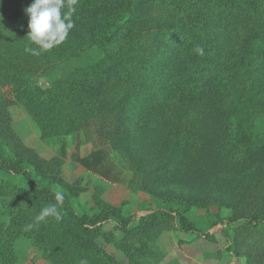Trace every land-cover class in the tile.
Segmentation results:
<instances>
[{
    "label": "trees",
    "instance_id": "16d2710c",
    "mask_svg": "<svg viewBox=\"0 0 264 264\" xmlns=\"http://www.w3.org/2000/svg\"><path fill=\"white\" fill-rule=\"evenodd\" d=\"M16 1L21 0H0V83L4 79L11 85L42 138L57 141L60 135L78 130L87 134L88 129L98 133L138 183L139 177L153 178L152 189H144L169 200L165 212L172 218L143 213L128 225L130 216L125 218L117 206L102 203L79 210L67 191L43 181L51 162L16 144L6 109L13 101L0 93V192L21 208L17 226L41 230L35 217L56 203L54 193L62 190V220L48 218L60 236L56 248L69 254L70 264L82 258L89 264H122L96 240L106 235L104 224L113 220L118 222L114 227L121 233L118 244L127 264H157L166 256L158 235L172 221L177 229L192 232L189 238L178 237L181 241L210 236L187 214L197 199L162 194L161 182H176L190 195V179L202 185L200 175L207 174L205 190L212 194L221 192L222 181L231 184L234 176L246 174L245 189L237 198L221 202L203 197L209 204L230 208L222 231L229 242L225 249L242 255L244 264H264V0H120L117 13L100 14L96 41L71 45L65 40L38 56L25 51L38 47L28 37L26 9L31 3L17 11ZM91 1L78 0L76 8L84 10ZM115 41L118 45L109 51ZM184 51L189 58L185 66L180 53L175 56ZM167 54L173 63H165ZM37 72L42 77L53 73L50 87L37 84ZM153 81L162 85L155 100L142 84L138 91L133 86ZM218 104L223 109L220 117L211 115ZM120 115L128 116L127 143L117 132ZM137 116L140 121L132 125ZM258 119H263L262 129H256ZM194 153L207 161L211 175L199 174L204 166L185 168L186 158ZM77 158L89 168L99 162L93 152ZM13 173L22 174V181ZM103 173L108 174L107 168ZM52 234L50 230L48 236Z\"/></svg>",
    "mask_w": 264,
    "mask_h": 264
},
{
    "label": "rangeland",
    "instance_id": "374dc122",
    "mask_svg": "<svg viewBox=\"0 0 264 264\" xmlns=\"http://www.w3.org/2000/svg\"><path fill=\"white\" fill-rule=\"evenodd\" d=\"M67 1L65 0V8L63 9L65 12L68 10ZM105 1L106 3L101 5L103 0H92L84 10L76 8L75 13L72 15L75 26L69 32L66 39L67 42L75 45L96 41L95 33L99 25V19H101L100 14L110 11L117 13V8L120 5V0ZM26 2L32 3V0L16 1L14 7L17 8V11L21 10ZM112 7L114 8L112 9ZM168 7L173 10L172 5ZM167 11L172 12L169 8ZM190 15V18H192L193 14ZM184 24L187 26L191 23L185 21ZM117 45L118 41H115L107 49L111 51ZM179 53L181 59L184 60L183 65L185 66L189 63L188 54L185 51L183 53L177 52L175 56L179 55ZM218 54L222 56V49L218 51ZM1 56L4 57L3 54ZM170 62L173 63L174 60L167 54L165 63L168 64ZM50 74L54 76L52 72ZM51 76L47 74L42 77L37 72V84L43 88L50 87ZM1 81L3 83H0V93L13 101L7 104L6 109L10 117V129L8 131H12L16 144H19L24 150H32L45 162H51V170L43 172L42 179L44 182L51 183L67 191L74 205L79 210L96 209L102 203L120 207L125 218L130 216V219L126 220L128 225L134 224L137 221L138 215L143 213L158 214L165 217V219L171 218L165 212L167 204L170 203L169 200L149 194L147 193L148 190L144 189V187L152 189L153 178L145 179V177H139L140 183H138V180L128 173L126 166L120 164L118 153L110 147V144L97 137L98 133L94 134L92 129H88L87 134L78 130L74 133L70 132L60 135L62 140H60V137L57 141L42 138L40 134L41 130L37 126L36 120L30 116L20 100H15L11 85L7 83V80L4 81L2 79ZM139 84L149 89V96L152 97V100L159 97L158 90L159 87L161 88V84H155V81L147 84L135 82L133 86H138L137 91L140 88ZM214 109L211 115L220 117L219 115L223 113L222 104L216 106V112H213ZM116 110L114 109V111ZM120 117L122 118L120 128L117 126V132L119 138L121 137L120 141L127 143L128 138H125L124 135L125 132L126 134L128 133L130 127L128 130H124V128L127 127L128 116L126 115L123 118L120 115ZM137 117L136 121L135 119L131 120L132 125L140 121L141 116ZM262 127L263 119H258L256 129H262ZM92 152L97 154L99 162L96 163L94 168L91 167V164L89 165L91 168L85 167L77 157ZM181 158L183 159V156ZM186 161V169L204 166L205 169L200 168L199 174H204L205 171L210 175L212 174L207 161L202 160L199 153L191 154L189 158H186ZM179 163L181 162L179 161ZM31 168L34 167L32 165L28 166L29 170ZM106 168L108 174L103 173V170ZM163 171L166 172L167 169L165 168ZM245 175L234 176L235 181L231 184H228V181H222L221 192H214L212 194L207 193L205 190L209 180L207 174L206 177L200 175L203 182L202 185H198L199 182L196 181L191 183L190 179L188 184V187L192 191L190 195L189 190L187 191L186 188L180 187L176 182H161L159 189L162 191V194L184 193L186 196L197 199L196 202H191L187 214L190 218L196 219L199 226L208 231L210 236L207 238H197L192 242L181 241L178 237L189 238L192 232L177 229L175 227L176 224L172 221V226L162 230L158 235L164 246L166 256L157 264H244V257L242 255L233 256L225 249L229 242L222 231L228 225L225 220L227 218L225 217L230 215V208L226 206L219 207L215 203L209 204L208 199L222 202V200L237 198L239 190L243 191L245 189ZM12 176L16 180L22 181V174L13 173ZM198 176L197 173L194 179ZM203 195L207 196L208 199L203 197ZM200 202H203L202 206L198 205ZM19 211H21L19 205L10 196L0 192V264H70L69 254H65L63 250L56 248L57 243H60V236L58 235V231H56V225L50 223L51 219L47 218L46 221L37 222L36 225L41 227V230L36 229L30 232L28 228L25 230V227L21 228L17 226L16 220L20 214ZM29 220L33 221V219ZM114 223L118 222L115 220L106 222L104 224L105 231H107L106 235H100L96 240L109 256H113L122 264H127L126 253L118 244L121 233L114 227ZM50 230H53L52 237L48 236ZM6 241L7 244L5 243ZM129 241L135 244L133 240Z\"/></svg>",
    "mask_w": 264,
    "mask_h": 264
},
{
    "label": "clouds",
    "instance_id": "9594fccd",
    "mask_svg": "<svg viewBox=\"0 0 264 264\" xmlns=\"http://www.w3.org/2000/svg\"><path fill=\"white\" fill-rule=\"evenodd\" d=\"M78 0H70L67 12L65 0H32L26 9L28 14V37L31 43L37 45L36 48H26L25 51L38 56L41 51L51 50L60 43L64 42L75 24L72 15L76 11ZM203 55V49H197ZM56 203L43 207L35 217L37 222L46 221L48 217L54 218L57 222L62 220V215L58 207L64 204V192L57 190L54 193ZM31 227V225H29ZM79 264H89L87 258H82Z\"/></svg>",
    "mask_w": 264,
    "mask_h": 264
}]
</instances>
